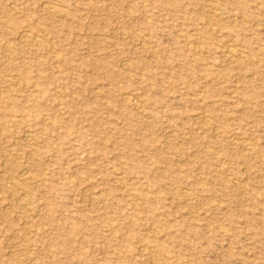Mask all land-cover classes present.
<instances>
[{
  "label": "rangeland",
  "instance_id": "374dc122",
  "mask_svg": "<svg viewBox=\"0 0 264 264\" xmlns=\"http://www.w3.org/2000/svg\"><path fill=\"white\" fill-rule=\"evenodd\" d=\"M0 264H264V0H0Z\"/></svg>",
  "mask_w": 264,
  "mask_h": 264
},
{
  "label": "bare ground",
  "instance_id": "6f19581e",
  "mask_svg": "<svg viewBox=\"0 0 264 264\" xmlns=\"http://www.w3.org/2000/svg\"><path fill=\"white\" fill-rule=\"evenodd\" d=\"M52 5V4H51Z\"/></svg>",
  "mask_w": 264,
  "mask_h": 264
}]
</instances>
